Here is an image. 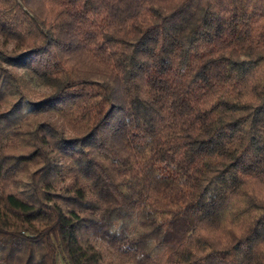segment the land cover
Masks as SVG:
<instances>
[{
	"label": "trees",
	"instance_id": "16d2710c",
	"mask_svg": "<svg viewBox=\"0 0 264 264\" xmlns=\"http://www.w3.org/2000/svg\"><path fill=\"white\" fill-rule=\"evenodd\" d=\"M59 260L264 264V0H0V264Z\"/></svg>",
	"mask_w": 264,
	"mask_h": 264
},
{
	"label": "rangeland",
	"instance_id": "374dc122",
	"mask_svg": "<svg viewBox=\"0 0 264 264\" xmlns=\"http://www.w3.org/2000/svg\"><path fill=\"white\" fill-rule=\"evenodd\" d=\"M15 71L17 72V74H20L21 76H23L25 78V76L22 74L21 71H19V70H15ZM47 92H48L47 88L42 87L33 81L28 82V91L26 93H27V96L29 99L35 101L38 99L39 95L45 94ZM37 119L39 121L45 119V120L53 122L55 124V126H57L58 129H60L63 134H70L71 133V131L53 114L44 113V114L38 116ZM58 264H64V263L61 260H59Z\"/></svg>",
	"mask_w": 264,
	"mask_h": 264
}]
</instances>
